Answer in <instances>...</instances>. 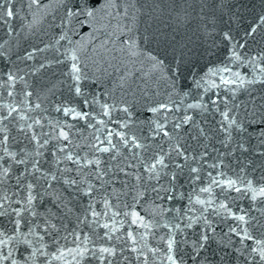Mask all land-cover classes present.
<instances>
[{"label":"snow or ice","instance_id":"6c2138e0","mask_svg":"<svg viewBox=\"0 0 264 264\" xmlns=\"http://www.w3.org/2000/svg\"><path fill=\"white\" fill-rule=\"evenodd\" d=\"M0 27V264H264V0H0Z\"/></svg>","mask_w":264,"mask_h":264},{"label":"water","instance_id":"95a60500","mask_svg":"<svg viewBox=\"0 0 264 264\" xmlns=\"http://www.w3.org/2000/svg\"><path fill=\"white\" fill-rule=\"evenodd\" d=\"M14 2L18 3L19 0H14ZM256 2L258 3L259 0H256ZM249 20H250V17H246V18H245V22H246V23H247ZM20 22H21V21H20V18H19V17H15V18L13 19V21H12L13 26H15V27H18L19 24H20ZM3 37H4V28H3V27H0V38H3Z\"/></svg>","mask_w":264,"mask_h":264}]
</instances>
